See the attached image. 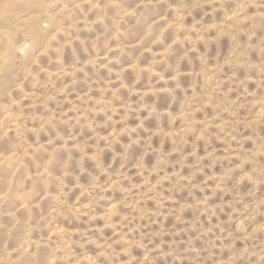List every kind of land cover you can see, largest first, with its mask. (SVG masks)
Here are the masks:
<instances>
[{
	"label": "rangeland",
	"instance_id": "obj_1",
	"mask_svg": "<svg viewBox=\"0 0 264 264\" xmlns=\"http://www.w3.org/2000/svg\"><path fill=\"white\" fill-rule=\"evenodd\" d=\"M0 264H264V0H0Z\"/></svg>",
	"mask_w": 264,
	"mask_h": 264
}]
</instances>
